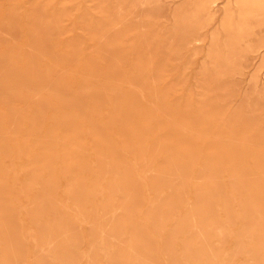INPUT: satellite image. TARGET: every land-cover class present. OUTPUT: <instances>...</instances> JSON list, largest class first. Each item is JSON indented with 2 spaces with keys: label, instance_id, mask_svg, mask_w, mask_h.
I'll return each instance as SVG.
<instances>
[{
  "label": "rangeland",
  "instance_id": "rangeland-1",
  "mask_svg": "<svg viewBox=\"0 0 264 264\" xmlns=\"http://www.w3.org/2000/svg\"><path fill=\"white\" fill-rule=\"evenodd\" d=\"M0 264H264V0H0Z\"/></svg>",
  "mask_w": 264,
  "mask_h": 264
},
{
  "label": "bare ground",
  "instance_id": "bare-ground-1",
  "mask_svg": "<svg viewBox=\"0 0 264 264\" xmlns=\"http://www.w3.org/2000/svg\"><path fill=\"white\" fill-rule=\"evenodd\" d=\"M152 81H153V80H152ZM144 101H145V100H144ZM145 102H146V101H145ZM115 176H116V174H115ZM114 186H115V185H114ZM114 189H115V187H111V188H110V191H109V190H108V191H109L110 193H112V192L114 191ZM110 195H111V194H110ZM205 201H207V200H205ZM52 225H53V224H52ZM70 249H71V248H70ZM58 250H60V249H58ZM60 254H61V252H60Z\"/></svg>",
  "mask_w": 264,
  "mask_h": 264
}]
</instances>
